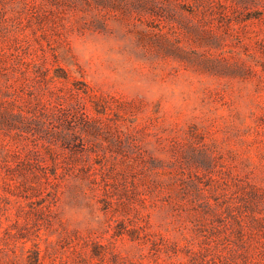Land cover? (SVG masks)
I'll return each instance as SVG.
<instances>
[{"label": "rangeland", "instance_id": "1", "mask_svg": "<svg viewBox=\"0 0 264 264\" xmlns=\"http://www.w3.org/2000/svg\"><path fill=\"white\" fill-rule=\"evenodd\" d=\"M36 248L264 264V0H0V264Z\"/></svg>", "mask_w": 264, "mask_h": 264}, {"label": "trees", "instance_id": "2", "mask_svg": "<svg viewBox=\"0 0 264 264\" xmlns=\"http://www.w3.org/2000/svg\"><path fill=\"white\" fill-rule=\"evenodd\" d=\"M98 253L99 252H97V254ZM39 254H40L39 250L37 248L34 249V251L32 252V254L29 256L30 264H39V260H40ZM94 254L97 255L96 253H94ZM245 260H246V258H245Z\"/></svg>", "mask_w": 264, "mask_h": 264}]
</instances>
